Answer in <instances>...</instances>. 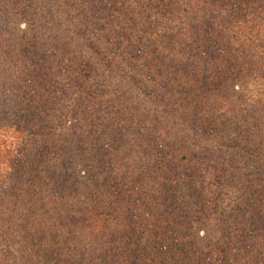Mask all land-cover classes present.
Here are the masks:
<instances>
[{"label": "trees", "instance_id": "obj_1", "mask_svg": "<svg viewBox=\"0 0 264 264\" xmlns=\"http://www.w3.org/2000/svg\"><path fill=\"white\" fill-rule=\"evenodd\" d=\"M0 160V264H264V0H0Z\"/></svg>", "mask_w": 264, "mask_h": 264}, {"label": "rangeland", "instance_id": "obj_2", "mask_svg": "<svg viewBox=\"0 0 264 264\" xmlns=\"http://www.w3.org/2000/svg\"><path fill=\"white\" fill-rule=\"evenodd\" d=\"M70 64V63H69ZM253 89V88H252ZM251 89V90H252ZM3 139H4V141H6L7 143L6 144H9V141H10V139L7 137V136H4V137H2ZM8 145H6L5 147H7ZM3 164H2V161L0 160V172L3 170V166H2Z\"/></svg>", "mask_w": 264, "mask_h": 264}]
</instances>
